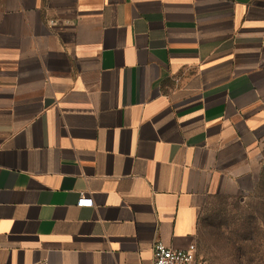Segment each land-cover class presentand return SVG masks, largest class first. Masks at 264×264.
<instances>
[{"label":"crops","instance_id":"obj_1","mask_svg":"<svg viewBox=\"0 0 264 264\" xmlns=\"http://www.w3.org/2000/svg\"><path fill=\"white\" fill-rule=\"evenodd\" d=\"M263 168L264 0H0V264L199 261Z\"/></svg>","mask_w":264,"mask_h":264},{"label":"rangeland","instance_id":"obj_2","mask_svg":"<svg viewBox=\"0 0 264 264\" xmlns=\"http://www.w3.org/2000/svg\"><path fill=\"white\" fill-rule=\"evenodd\" d=\"M264 192L217 193L201 215V264H264Z\"/></svg>","mask_w":264,"mask_h":264},{"label":"built area","instance_id":"obj_3","mask_svg":"<svg viewBox=\"0 0 264 264\" xmlns=\"http://www.w3.org/2000/svg\"><path fill=\"white\" fill-rule=\"evenodd\" d=\"M92 199L81 197L79 204L90 205ZM154 264H200L197 259V246L191 243L186 248H174L162 240H157L153 247Z\"/></svg>","mask_w":264,"mask_h":264},{"label":"trees","instance_id":"obj_4","mask_svg":"<svg viewBox=\"0 0 264 264\" xmlns=\"http://www.w3.org/2000/svg\"><path fill=\"white\" fill-rule=\"evenodd\" d=\"M256 189H260L262 191V193L264 192V168H263V171L260 175V178H259V181H258V184L256 186ZM261 206H264V201L260 203ZM264 209V207H263ZM264 220V216L262 218Z\"/></svg>","mask_w":264,"mask_h":264}]
</instances>
